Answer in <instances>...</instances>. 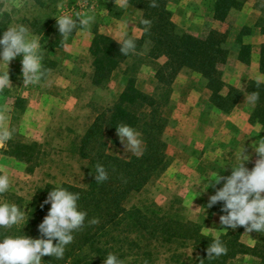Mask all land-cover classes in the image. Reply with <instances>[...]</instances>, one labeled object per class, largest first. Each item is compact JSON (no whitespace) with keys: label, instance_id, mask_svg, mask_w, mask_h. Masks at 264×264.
Segmentation results:
<instances>
[{"label":"rangeland","instance_id":"rangeland-1","mask_svg":"<svg viewBox=\"0 0 264 264\" xmlns=\"http://www.w3.org/2000/svg\"><path fill=\"white\" fill-rule=\"evenodd\" d=\"M123 1L0 0V31L16 23L27 25L41 37L46 50L43 65L49 70L38 84L24 86L21 57L17 56L9 63L10 88L0 92V111L10 117L0 127L13 130L6 146L0 147V167L11 181L8 193L27 200L35 189L46 184L54 187L63 183L78 187L86 185L89 163L75 153L77 140L96 113L110 106L127 84V76L123 73L125 64H122L112 72L106 85L94 86L89 47L94 30L119 43L117 40L119 33L125 31V22H128L127 31L132 38L139 37V12L127 0L126 4L134 10L124 11ZM212 1L167 0V6L173 22L190 34L204 36L210 29L227 31L229 54L227 63L220 69L225 84L241 91V95L231 111H219L211 106L210 92L201 76L182 69L171 85L169 102L162 109L167 119L163 134L167 168L129 201L131 205H155L164 211L178 212L198 224L202 233L210 237L216 234L212 230L226 229L227 233L237 231L238 227L222 226L219 223L222 214L206 207L209 197L222 184L200 191L207 183L202 181L197 189L200 194L190 191L194 173L209 175L219 171L221 176L230 175L228 166L234 162V154L243 142L244 154L249 156L245 167L251 170L258 157L250 145L264 137V127L250 121L255 104H249L246 91L251 80L264 83V76L258 71L259 48L264 35L254 26L264 0H242V7L231 9L222 24L212 20ZM76 12L95 19L90 30L78 27L65 45L55 18ZM243 27L249 29L248 35L242 37V42L250 47L248 64L238 61L236 40ZM162 62L163 59L157 61ZM154 69L153 63L141 65L134 76L138 90L153 93L157 84ZM226 91L227 88L224 89ZM106 140L107 154L122 159L134 156L125 151L116 133L107 135ZM22 145H27L28 151L22 150ZM249 238L256 240L255 246H264V235L256 232L245 234L243 229L240 241L254 248ZM183 251L191 253L190 249ZM259 256L252 252L240 254L228 264H264ZM164 257L161 255L157 264H162Z\"/></svg>","mask_w":264,"mask_h":264},{"label":"trees","instance_id":"trees-1","mask_svg":"<svg viewBox=\"0 0 264 264\" xmlns=\"http://www.w3.org/2000/svg\"><path fill=\"white\" fill-rule=\"evenodd\" d=\"M127 0L139 12L140 35L133 38L136 49L127 56L120 52V44L93 31L89 47L92 57L91 82L94 86L106 85L113 71L125 64L123 73L127 84L117 99L96 113L94 120L78 138L75 153L89 163L86 185L78 187L61 184L69 191L79 192L78 204L87 212L85 226L74 233L71 244L66 246L63 259L42 257V264H103L109 252L116 253L125 264H228L236 256L252 252L260 255L264 263V246L249 248L240 241L244 229L221 234L227 253L214 259L207 258V247L214 237L204 235L201 227L171 209L164 211L155 206H137L130 199L158 179L167 168L166 143L163 138L167 119L162 109L168 104L171 85L182 69L198 73L210 92L211 106L229 112L237 103L241 91L226 85L220 66L227 63L229 49L227 31L210 29L204 36H195L179 28L172 20L167 0ZM242 0H213L210 4L212 20L224 23L230 10L240 9ZM255 27L264 35V4ZM151 20L148 31L140 19ZM249 29L243 27L237 36L238 61L250 62V47L242 42ZM163 59L162 63H157ZM153 63L157 84L152 94L144 93L135 86V73L142 64ZM258 71L264 76V42L259 48ZM227 91L224 92V89ZM250 95L258 93V99L250 121L264 127V83L251 80L246 85ZM126 123L141 133L144 152L140 157L122 159L106 153V137L116 133L118 124ZM37 146V145H34ZM22 150L28 151L27 145ZM102 164L108 179L102 183L94 180L95 166ZM54 186L44 185L33 191L26 200L14 194H0V202L15 203L25 210V220L10 229L0 230V238L6 235H26L42 238L37 226L47 214L50 205L41 204ZM33 195V196H32ZM208 201L206 202L207 205ZM222 202L212 206V212H221ZM98 218L99 223H87ZM55 244L56 241L54 240ZM261 248V249H260ZM190 249L187 254L183 250ZM260 249V250H259Z\"/></svg>","mask_w":264,"mask_h":264},{"label":"clouds","instance_id":"clouds-1","mask_svg":"<svg viewBox=\"0 0 264 264\" xmlns=\"http://www.w3.org/2000/svg\"><path fill=\"white\" fill-rule=\"evenodd\" d=\"M151 6L155 7V0ZM55 19L60 38L67 45V41L78 27L80 30H90L95 18L93 16L83 17L81 13L76 12L62 14ZM151 23L150 19L141 18L140 24L145 26L142 31H148ZM127 25L128 22H125V31L119 33L117 40L120 44V52L125 56L136 49V41L127 31ZM45 52L41 37L34 34L25 24L16 23L0 31V92L10 88L8 66L17 56L21 57L23 85L38 84L49 71L43 65ZM257 99L258 93L253 92L249 95L248 102L254 105ZM9 120L10 117L0 111V124L7 123ZM115 131L126 152L136 157L143 155V140L137 129L121 123L115 127ZM12 136L11 128L0 127V147H5ZM250 147L258 157L251 170L245 167L249 156L244 154L243 142L240 150L234 154V162L228 166L231 168L230 175L221 176L218 174L219 171H214L209 175L194 173L189 190L200 194L197 189L200 188L202 181H207V183L200 191L222 184L209 197L206 205L210 208L217 202H222L220 210L225 214L219 216V223L231 229L241 226L245 234L256 232L264 235V195H262L264 193V137L256 140ZM95 172L94 180L97 183L108 179V172L102 164L95 166ZM10 186L9 175L0 167V194L7 192ZM79 199V192L69 191L63 186L53 187L41 204V208L46 204L50 205L47 214L37 226L42 238L34 239L24 234L3 236L0 238V264H42L41 258L44 256L63 259L66 246L74 239V233L85 226L87 212L80 208ZM192 201L193 199L190 205ZM198 209L201 208L196 210ZM25 216V210L15 203L0 202V230L10 229L13 225L20 224L25 220ZM87 223L95 225L99 223V219L92 218ZM212 231L216 234L206 249L208 259H214L227 253V247L220 238V233H226V229ZM249 239L251 246H255L256 240ZM103 264H125V261L120 259L116 253L109 252L104 257Z\"/></svg>","mask_w":264,"mask_h":264},{"label":"crops","instance_id":"crops-1","mask_svg":"<svg viewBox=\"0 0 264 264\" xmlns=\"http://www.w3.org/2000/svg\"><path fill=\"white\" fill-rule=\"evenodd\" d=\"M122 5L124 6V11L134 10L131 6L125 3V0L123 1Z\"/></svg>","mask_w":264,"mask_h":264}]
</instances>
